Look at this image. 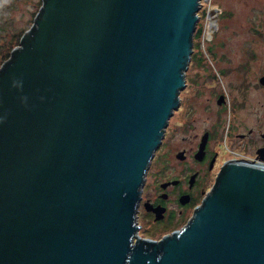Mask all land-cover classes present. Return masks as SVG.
Wrapping results in <instances>:
<instances>
[{
	"label": "water",
	"instance_id": "1",
	"mask_svg": "<svg viewBox=\"0 0 264 264\" xmlns=\"http://www.w3.org/2000/svg\"><path fill=\"white\" fill-rule=\"evenodd\" d=\"M200 6L43 0L0 65V264H264L263 162L224 163L184 227L134 240Z\"/></svg>",
	"mask_w": 264,
	"mask_h": 264
},
{
	"label": "flooded vegetation",
	"instance_id": "2",
	"mask_svg": "<svg viewBox=\"0 0 264 264\" xmlns=\"http://www.w3.org/2000/svg\"><path fill=\"white\" fill-rule=\"evenodd\" d=\"M219 8L220 6L217 7L218 12ZM261 22L260 26L257 24L252 29L260 45L264 43V18ZM234 32L230 30L220 44L212 47L209 56L213 70L210 69V75L218 80L216 70H220L230 85L240 92L237 96L233 94V98L237 103H242L245 109L249 103V90L264 88L260 81L264 73L255 69L264 56L261 49L257 50L255 45H251L257 59L256 66L250 65L246 69L243 42L239 45V51L229 45ZM201 36L198 37L200 41ZM198 59L200 65L207 64L204 57L196 55L195 61ZM235 71L236 77H230ZM213 97L219 108L215 117L205 124L196 125L192 119L175 124L173 117L180 104L168 119L160 145L154 152L144 177L136 207L135 220L138 227L134 240L149 238L159 241L173 230L184 227L215 185L224 163H264L262 118L255 117L240 127V112L234 127L225 133L221 118L228 103V95L218 87ZM250 106H256V102L250 99Z\"/></svg>",
	"mask_w": 264,
	"mask_h": 264
},
{
	"label": "rangeland",
	"instance_id": "3",
	"mask_svg": "<svg viewBox=\"0 0 264 264\" xmlns=\"http://www.w3.org/2000/svg\"><path fill=\"white\" fill-rule=\"evenodd\" d=\"M201 1L202 8L200 7L199 10L201 17H198L196 27L207 24V19L204 17V10L209 6H213L218 13L216 29H214L215 31L211 37H207L204 40L201 36L200 41L197 35L193 38V58H190L185 70L186 84L179 93L181 103L180 108L175 112V116L173 117L174 123L178 124L183 120L192 119L196 125H202L207 120H212L219 108V105L215 102L213 93L220 87L228 95V103L221 118L225 133L234 127L235 122L239 119L240 112V127H243V124L247 123V121H252L255 117L262 118V125L264 127V88L263 90L258 88L249 90V97L247 99L249 103L244 109L243 104L237 103L233 98V94L237 96L240 92L230 85L220 70H216L218 80H214L211 77L210 69L213 70V68L209 56L211 55L212 47L220 44L224 35L228 34L230 30H233L235 32L231 35L229 45L235 51H239V45H242L243 42V52L246 61L245 68L247 69L250 65L256 66L257 59L254 57L251 45H255L257 50L261 49L264 56V43L260 45L252 29L258 26L257 24L260 26L262 23L261 21L264 18V0ZM42 2L43 0H0L1 53L10 50L9 57L13 47L20 44L21 35L34 24L35 16L41 8ZM218 6H220L219 12L217 9ZM259 34L263 35V32ZM196 55L204 57L207 64L200 65L198 63L200 59L195 61ZM255 69L256 71L259 69L264 73V57L262 58L261 64L257 65ZM262 73H259V75ZM230 77L235 78L236 71ZM236 87L239 86L237 85ZM250 99L256 102V106H250Z\"/></svg>",
	"mask_w": 264,
	"mask_h": 264
},
{
	"label": "built area",
	"instance_id": "4",
	"mask_svg": "<svg viewBox=\"0 0 264 264\" xmlns=\"http://www.w3.org/2000/svg\"><path fill=\"white\" fill-rule=\"evenodd\" d=\"M201 5H202V1H201ZM217 14L218 13L216 12L215 7L209 6L206 8V13H205L204 17L207 19V24H204V25L202 24V32H201L203 40L207 37L208 38L211 37L212 33L215 31L214 29H216ZM198 15H199V17H201L199 12H198ZM206 25H207V27H206ZM214 25H215V27H214Z\"/></svg>",
	"mask_w": 264,
	"mask_h": 264
},
{
	"label": "trees",
	"instance_id": "5",
	"mask_svg": "<svg viewBox=\"0 0 264 264\" xmlns=\"http://www.w3.org/2000/svg\"><path fill=\"white\" fill-rule=\"evenodd\" d=\"M200 10V9H199ZM206 10V9H205ZM204 10V13H206V11ZM199 12V11H198ZM200 13V12H199ZM201 32H202V26H197L196 27V29H195V32H194V38L196 37V35L198 36V37H200L201 36ZM23 35H24V33L21 35V39H22V37H23ZM9 52H10V50H8L7 52L6 51H4L3 53H1V61H0V63L1 62H3L4 61V59L5 58H7L8 57V55H9ZM9 58V57H8Z\"/></svg>",
	"mask_w": 264,
	"mask_h": 264
}]
</instances>
